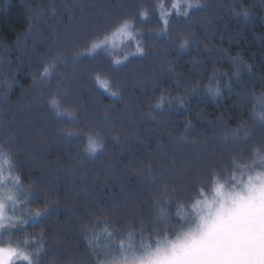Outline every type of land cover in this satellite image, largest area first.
<instances>
[{
  "label": "trees",
  "instance_id": "16d2710c",
  "mask_svg": "<svg viewBox=\"0 0 264 264\" xmlns=\"http://www.w3.org/2000/svg\"><path fill=\"white\" fill-rule=\"evenodd\" d=\"M174 1L0 0V167L29 217L60 209L5 230L1 246L33 264H109L130 232L175 239L196 201L239 177L233 162L264 154V0H197L184 14ZM124 21L132 40L73 64Z\"/></svg>",
  "mask_w": 264,
  "mask_h": 264
},
{
  "label": "snow or ice",
  "instance_id": "6c2138e0",
  "mask_svg": "<svg viewBox=\"0 0 264 264\" xmlns=\"http://www.w3.org/2000/svg\"><path fill=\"white\" fill-rule=\"evenodd\" d=\"M192 6L198 7L199 5ZM243 15L247 16L248 13L244 12ZM140 16L141 19H145L147 13L141 12ZM163 23L167 26L168 21L165 20ZM130 27L131 25L124 21L118 31L131 37L132 34L128 32ZM161 34L166 36L167 32ZM104 43V41H93L86 52L77 53L72 57L73 64H78L86 56L92 57L93 53ZM186 44L187 41L181 47L184 48ZM136 55H145L142 47H137ZM65 62V58L57 57V63ZM122 63L119 60L115 61L117 65ZM55 69L56 63L48 65L42 74V79L47 80L51 77ZM208 91L211 93L213 89L210 88ZM108 94L112 98L119 97L117 93ZM215 94L219 95L218 89ZM260 102L264 107V97L260 98ZM52 104L51 110L55 112L57 119L67 118L69 121L73 119L67 114L58 112L55 108V101ZM179 106L185 107L182 102ZM156 107L160 108L161 105L158 104ZM253 116L260 127L264 128V110L259 114L254 112ZM100 148L102 145L89 140L90 152L95 153ZM253 156L256 159L248 165L233 162L234 168L239 170V177L233 173L225 183L217 182L216 195L218 197H224L226 185L231 190L228 194L229 203L227 205L221 204V207L213 212L211 206L205 201H196L194 208L198 219L195 227L187 232L176 229L175 239H168L167 234L157 233L154 242L141 240L137 244L133 243L135 236L130 232L127 234L128 243L121 242L120 254L112 257L109 264H264V154L254 152ZM3 171L0 168V177H3ZM11 179L14 184L18 185V177L13 176ZM216 179L219 180V178ZM165 195H167L166 191ZM8 199L11 200L12 197L9 196ZM159 203L157 201V207ZM4 207V202L0 201V217H2ZM53 211L58 214L60 209L58 207L46 208L43 213H36L33 218L48 215ZM159 218L167 222L163 211L160 212ZM91 239L93 238L89 237L90 241ZM14 259L33 264V258L27 253L11 245L0 246V264H13Z\"/></svg>",
  "mask_w": 264,
  "mask_h": 264
},
{
  "label": "rangeland",
  "instance_id": "374dc122",
  "mask_svg": "<svg viewBox=\"0 0 264 264\" xmlns=\"http://www.w3.org/2000/svg\"><path fill=\"white\" fill-rule=\"evenodd\" d=\"M192 5H197V0H175L171 9L175 11L177 14H184L188 10L194 8ZM169 12H170L169 10H162L161 16L164 21L169 16ZM128 32L131 33L130 28L128 29ZM130 40H132V35L130 37L128 35L120 33L117 30L114 34L103 40L105 43L103 44L102 47L113 48L121 44H124ZM99 86L103 90L108 91L107 86L104 82H99ZM0 181H2L0 182V201H3L5 205L2 217H0V221H2L0 222V236H1L5 230L17 229L28 223L30 220H33L34 218L31 216L29 217V215L23 210V205L19 198L18 185L14 184L12 182V179L9 176H7L4 173V171H3V177H0ZM230 191L231 190H229L228 188H225L224 197L220 198L216 195L217 189L215 190L213 197L205 201L211 206V211L215 212L217 209L221 207V204L227 205L229 203L228 194ZM9 196L12 197L11 200L8 199ZM197 219L194 225L187 228L183 232H187L193 229L195 227V224L197 223ZM12 247L17 248L18 250L27 253L30 256V254L27 251H25L23 248L18 246H12ZM13 264H27V262L22 261L20 259H14Z\"/></svg>",
  "mask_w": 264,
  "mask_h": 264
}]
</instances>
